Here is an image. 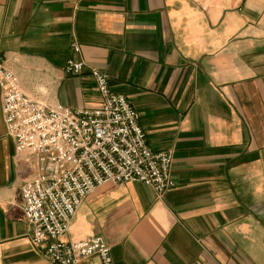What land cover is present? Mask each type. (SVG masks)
Masks as SVG:
<instances>
[{
	"label": "crops",
	"instance_id": "0c3cea01",
	"mask_svg": "<svg viewBox=\"0 0 264 264\" xmlns=\"http://www.w3.org/2000/svg\"><path fill=\"white\" fill-rule=\"evenodd\" d=\"M0 57L52 108L101 107L99 70L174 151V189L105 184L63 240L101 237L114 264H264V0H0ZM30 159L0 90V264H48L22 208Z\"/></svg>",
	"mask_w": 264,
	"mask_h": 264
},
{
	"label": "built area",
	"instance_id": "2783aa9c",
	"mask_svg": "<svg viewBox=\"0 0 264 264\" xmlns=\"http://www.w3.org/2000/svg\"><path fill=\"white\" fill-rule=\"evenodd\" d=\"M77 53L80 48L75 47ZM82 61L66 72L79 76ZM101 96L95 109L52 108L28 97L0 57L2 112L17 154L28 153L35 177L22 188L23 211L32 228V245L46 248L48 264H114L101 237L63 240L80 206L97 188L113 183L143 184L158 198L176 187L174 151H153L128 99L112 91L109 78L92 69Z\"/></svg>",
	"mask_w": 264,
	"mask_h": 264
}]
</instances>
